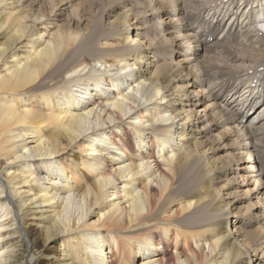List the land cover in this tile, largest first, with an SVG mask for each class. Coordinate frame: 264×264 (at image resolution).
<instances>
[{
  "label": "bare ground",
  "instance_id": "1",
  "mask_svg": "<svg viewBox=\"0 0 264 264\" xmlns=\"http://www.w3.org/2000/svg\"><path fill=\"white\" fill-rule=\"evenodd\" d=\"M58 1L67 6L55 10ZM142 1L136 19L110 3L88 27L91 15L71 14L70 0H0V264H15L32 228L44 249L60 240L42 255L51 264H264L254 253L264 232L248 249L242 217L226 216L239 200L226 197L241 192L259 204L243 225L264 221V59L254 53L246 68L210 59L216 45L239 43L236 29L264 36L254 25L264 9L233 0L232 13L211 17L207 0ZM42 3L47 11L33 7ZM145 20L170 42L160 46L165 71ZM227 136L233 164L206 155L226 149L216 143Z\"/></svg>",
  "mask_w": 264,
  "mask_h": 264
},
{
  "label": "rangeland",
  "instance_id": "2",
  "mask_svg": "<svg viewBox=\"0 0 264 264\" xmlns=\"http://www.w3.org/2000/svg\"><path fill=\"white\" fill-rule=\"evenodd\" d=\"M54 1H57V0H54ZM199 1H202L203 3H205L206 4V6H207V4L209 3V4H211V3H213V7H211L209 10L212 12L211 14H210V16L211 17H214V16H224V15H222L221 13L223 12V13H226V12H231V8H234L235 6H237V3H236V5L235 4H232V2H233V0H228V3L229 4H227V2L225 3V8L223 7L224 6V1H220L219 2V0H207V1H205V0H199ZM205 1V2H204ZM209 1H211V2H209ZM215 1L216 2H219V4L221 3V5H219V4H215ZM254 1V0H253ZM252 1V2H253ZM257 1H260V0H257ZM59 3H58V5H57V7H55L56 9L55 10H58L59 8H63L64 6H67V5H65L64 3H65V1H63V3H62V1L60 2V1H58ZM72 2V3H71ZM46 3L48 4V2H47V0H46ZM112 4V7L114 6V5H117L118 6V8H117V10H116V12L115 13H119V12H123V10H126V9H128V12L131 14V16L134 18V19H136L137 18V14H138V12H140V11H144V9H145V3L142 1V0H127V2H124V3H121L120 1H116V0H70V4H72V6H74V8L76 9V11L75 10H73V11H71L72 10V8L70 9H68V11H70V13L71 14H73L74 13V16L77 14V16L81 13V14H83V16L84 17H87V16H89V15H91V18L90 19H88V20H86V21H84L83 22V24H85L86 23V26H88V27H92V25L94 24L93 23V19H100V20H102V21H105V16L103 15V13L107 10V6L109 5V4ZM205 4H201V5H198V4H192V6H196L195 8L193 7V9L192 10H199V11H201V9L200 8H203L202 10H204V5ZM214 4L215 5H217L218 6V8H217V6L215 7L214 6ZM232 4V5H231ZM256 4V6H259V4L258 3H255ZM230 5V6H229ZM261 5V4H260ZM59 6V7H58ZM198 6H200V7H198ZM205 6V7H206ZM222 6V7H221ZM34 8H36L37 10H45V11H47L46 10V7H47V5L45 4V3H42L41 5H37L36 4V6H33ZM49 7V6H48ZM78 7V8H77ZM221 7V8H220ZM264 7V6H263ZM263 7H261L262 9H264ZM196 8H198V9H196ZM217 8V9H216ZM248 8V7H247ZM247 8H246V10H247ZM49 9V8H48ZM220 9V10H219ZM78 10V11H77ZM82 10V11H81ZM134 10H136V11H134ZM214 10V11H213ZM215 10H216V12H215ZM218 10V11H217ZM225 10V11H224ZM208 9L206 10V11H204V13H203V15H205V13H207L206 15H209L208 14ZM209 11V12H210ZM218 12V13H217ZM66 13H68V12H66ZM85 13V14H84ZM154 13H155V11H154ZM172 13V12H171ZM232 13V12H231ZM230 13V14H231ZM148 14L149 13H147L146 15H145V17L147 18L148 17ZM143 15H144V13H143ZM143 15H140V16H143ZM213 15V16H212ZM170 16L171 17H175V16H172V14H170ZM102 17V18H101ZM154 17H156L155 15H154ZM140 20H143L142 18L140 19ZM152 22H155V23H157V18H154V19H152ZM150 22L148 21V20H145V22L143 23L144 25H145V27L147 28V30L145 29L143 32H144V36H145V34H146V40H147V44H146V47H148V44L149 43H152V44H155L156 45V55H158V60L160 59V61H159V63L158 64H161L162 66H163V69H164V66L166 67V65H164V63H169V60H166L164 57H165V50L164 49H160V46H162V45H166V46H168L169 48H170V42H166L165 41V39H164V33L161 31V28H155L154 30H152V29H150L149 27V24ZM131 24V23H130ZM160 25V24H159ZM227 27H228V25H227V22L224 24V26L221 28V30H219L218 31V33H217V35H218V37L219 38H224V35H226V36H228V33H226L227 32ZM150 29V30H149ZM172 30L174 31V29L172 28ZM254 29H252L251 31L253 32H251L250 31V33L251 34H254L255 35V33H257V31H253ZM240 31H242V32H240V33H242V35L239 33ZM107 32V30L106 29H104V28H99V30L93 35V36H96V37H98L100 34H104V33H106ZM149 32H151V33H149ZM245 31H243L242 30V28H239L238 30L236 29V33L238 34H240L238 37H237V39H238V42L239 43H233V46L234 47H232L230 50H222V48H220V46H218V45H216L215 47H214V49H213V51L211 52V53H213L212 55L210 54V59H211V61L212 62H218V64H220L221 63V65H223V64H226V62L227 61H230V63L229 64H227L228 66H234L235 64L236 65H240V66H242V67H244V68H246V67H248V66H251V65H253L254 64V62L256 61V60H254V53H255V55H257V56H260L262 59H264V36H260V33H258L257 35H253V36H249V37H247V40L245 39V38H243L244 36H245V34L246 33H244ZM255 32V33H254ZM244 33V34H243ZM135 34V33H134ZM151 34V35H150ZM174 36V35H173ZM255 37V38H254ZM180 38L181 37H179V42H180ZM250 39V40H249ZM257 39V40H256ZM176 40V39H175ZM242 42H241V41ZM245 41H246V44H245ZM251 41V42H250ZM254 41V42H253ZM166 42V44H163V43H165ZM247 43H250V45L249 44H247ZM254 43V44H253ZM246 46L247 48L246 49H243L244 47L243 46ZM141 45H139V44H137L136 45V47L138 48V47H140ZM218 46V47H217ZM235 47H237V48H235ZM221 50V51H223V52H221V51H219V50ZM135 50H137L136 48H135ZM233 51V53H234V55L232 56V54L230 55V52H232ZM236 50V51H235ZM238 50V51H237ZM244 51V53L242 52V51ZM216 51V52H215ZM221 52V53H220ZM203 53V51H200L199 52V54L201 55ZM216 53V54H215ZM220 53V54H219ZM224 53V54H223ZM189 52H187V56H188V58H189ZM244 54H246L247 55V57H248V59H246V58H244L243 57V55ZM216 57H215V56ZM220 56H221V58H220ZM219 57V58H218ZM157 58V56H155L154 58H152V59H156ZM179 58V56H177V55H175V56H173V60L175 61V60H177ZM225 58V59H224ZM235 58V59H234ZM238 58V59H237ZM163 59V60H162ZM162 61V62H161ZM163 61H165L164 63H163ZM191 61V60H190ZM219 61H220V63H219ZM232 61V62H231ZM186 63V62H185ZM188 65H190V66H188ZM192 62H191V64L188 62V64H186V67H189V68H192ZM155 66H156V64H154L152 67H150V72H152L153 70H154V68H155ZM167 67L169 68V70H170V67H169V65H167ZM173 67V66H172ZM194 68V67H193ZM153 69V70H152ZM195 69V68H194ZM166 69H164V71H165ZM193 70V69H192ZM176 72L177 71H175V69H174V73H173V71H172V74H176ZM197 73V72H196ZM178 76V75H177ZM241 76H246L245 75V71H243L242 72V75ZM239 78H237L236 80H238ZM250 79V78H249ZM169 80V79H168ZM206 85H208V81L205 83ZM204 84V86L202 87V88H205L206 89V85ZM243 84V83H242ZM246 86V85H245ZM238 87H239V85H238ZM246 88V87H245ZM229 89L230 88H228V90L227 91H229ZM227 91H226V93H227ZM251 91V90H250ZM250 91H247V92H245V96L244 95H241L243 98L245 97L246 99H248V98H252L251 96H247L248 95V92H250ZM252 92V91H251ZM236 97H238V94L236 95ZM203 106V102L201 103V104H199V105H197V108H196V110H200L201 109V107ZM204 124V123H203ZM218 130V129H217ZM216 130V131H217ZM261 130V129H260ZM259 130V131H260ZM216 131H214L213 132V134H215V132ZM264 131V129H262L261 130V132H263ZM264 133V132H263ZM203 134H205V133H203ZM206 136H209V134H206L205 136H204V138L206 139V141H209L210 139H208ZM221 141H223L222 143H216L217 145L216 146H219V147H221L222 145L225 147V145H226V149H221L222 151H218L217 153H212V152H209V151H206V155L208 154V155H213V157L214 158H216L217 156H218V159L219 160H221V161H223L225 164H233L234 163V159H235V157H237L236 155H234L233 153H235V146H234V141H232L233 140V138L231 137V136H227V137H224V138H222V139H220ZM219 140V141H220ZM228 141V142H227ZM232 142H233V144H232ZM209 143H210V141H209ZM227 143V144H226ZM229 145V146H228ZM234 146V147H233ZM232 148V149H231ZM229 153V154H228ZM224 171V170H223ZM222 174H224V172H222L220 175H222ZM234 175V173H231L227 178L225 177H223L222 179L223 180H227V181H229V180H231V177ZM215 176H217L218 177V174H216ZM231 176V177H230ZM262 178V177H261ZM260 178V179H261ZM218 180V179H217ZM216 180V182H215V187H217L219 190H220V192H222V193H226V192H228V191H231V189H230V187H226V186H228L227 184H226V182H224L223 183V180L222 181H217ZM239 180V179H238ZM222 182V183H221ZM222 184H224V185H222ZM221 185L223 186V187H221ZM219 186H220V188H219ZM224 187H225V191L223 190L224 189ZM223 188V189H222ZM238 189H242V187H239ZM222 190V191H221ZM234 190V189H233ZM262 193H264V188L262 189ZM232 198V199H231ZM235 199H239V200H237V202H235V201H233V200H235ZM228 200H232L233 202H235L234 203V205H232V208L229 210V213L228 214H226V216L230 219V220H232V223L231 224H233V220H236V218H235V216H231V214L233 213V214H239L241 217H242V221L241 222H239L238 224H236V225H238L239 226V228L242 230V233L240 234V238L243 240V239H245V245H246V247L248 248V249H251L252 247H258L256 244H257V242H258V240H257V238L259 237V236H261V234H263V232H264V221L263 220H260V221H258V222H252V224L250 223L249 225H251V226H245V225H243L244 223H246L247 222V220L249 219V217H248V213H251V209H252V206H250V205H252L253 204V206H256L255 208H254V210H253V212L254 213H256V215H258V217H259V214L257 213L258 211H259V208H257V206H259V204H257L256 203V201H255V199H249V198H247V197H245V196H243L242 195V193L241 192H239V194H230L229 196H227L226 197V201H228ZM255 204V205H254ZM75 209H76V207H75V205H73V204H71V205H69V214H70V219H72L73 218V213L75 212ZM235 222V221H234ZM263 224V225H262ZM23 237H22V240H21V248L19 249V252L21 253L19 256H18V259L15 261V264H27L26 262H27V260L30 258V256H36V258H35V260H32L31 261V264H51L50 263V260H46V259H44L43 257H42V255H51V254H53V253H57V250L59 249V247H60V240H58V242L57 243H54V244H52V243H49L48 244V246H51L49 249H44L43 248V236H42V234H40V232H38L37 230H35V229H31V231L27 234V236H28V238H26L23 234H21ZM239 238V239H240ZM263 242V241H262ZM261 242V244H262V246H263V248H264V242L262 243ZM260 244V245H261ZM261 246V247H262ZM261 247H259V249L261 248ZM105 248L107 249V246H105ZM101 249V248H100ZM259 253L258 254V256H260V255H262L263 253H264V251H255L254 253ZM264 255V254H263Z\"/></svg>",
  "mask_w": 264,
  "mask_h": 264
}]
</instances>
